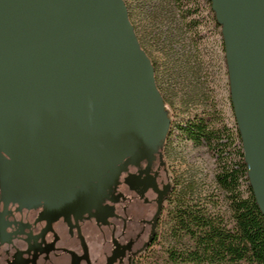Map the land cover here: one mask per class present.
Segmentation results:
<instances>
[{
	"label": "water",
	"instance_id": "1",
	"mask_svg": "<svg viewBox=\"0 0 264 264\" xmlns=\"http://www.w3.org/2000/svg\"><path fill=\"white\" fill-rule=\"evenodd\" d=\"M264 214V0H209ZM171 118L126 0H0V239L13 203L48 222L100 208Z\"/></svg>",
	"mask_w": 264,
	"mask_h": 264
},
{
	"label": "rangeland",
	"instance_id": "2",
	"mask_svg": "<svg viewBox=\"0 0 264 264\" xmlns=\"http://www.w3.org/2000/svg\"><path fill=\"white\" fill-rule=\"evenodd\" d=\"M126 2L140 43L154 65L157 86L172 118L174 139L168 155L171 174H181L186 159L200 168L203 186L209 185L222 162L230 159L233 152L238 158L243 150L231 101L222 27L216 21L209 0ZM201 119L209 130L223 137L214 139L211 144L201 139L196 146L187 141L182 128L193 126ZM227 134L229 143L222 148ZM217 143L221 145H215ZM243 189L246 184L240 180L239 192L243 193ZM213 193L219 194L218 204H208V208L211 214L218 213L223 224L230 228L232 219L225 192H198L196 197L204 203ZM178 198L161 214L154 241L138 247L133 264H180L171 258L172 250L193 242L189 235L174 229Z\"/></svg>",
	"mask_w": 264,
	"mask_h": 264
},
{
	"label": "flooded vegetation",
	"instance_id": "3",
	"mask_svg": "<svg viewBox=\"0 0 264 264\" xmlns=\"http://www.w3.org/2000/svg\"><path fill=\"white\" fill-rule=\"evenodd\" d=\"M172 123L171 118L156 159L150 164L143 160L138 165H129L117 188L98 209L77 216L62 215L48 222L43 207L27 208L11 203L4 215L0 264H133L138 247L156 238L155 227L161 214L176 197L184 199L192 193L196 197L198 192H233L231 175L224 189L218 168L210 184L203 186L200 168L186 159L182 173L172 176L168 162L174 139ZM190 128L184 126L182 134L187 141L199 145L200 134ZM226 136L225 145H228L229 134ZM244 183L247 189L248 166ZM0 211H3L2 203Z\"/></svg>",
	"mask_w": 264,
	"mask_h": 264
},
{
	"label": "trees",
	"instance_id": "4",
	"mask_svg": "<svg viewBox=\"0 0 264 264\" xmlns=\"http://www.w3.org/2000/svg\"><path fill=\"white\" fill-rule=\"evenodd\" d=\"M190 130L198 132L201 139L210 144L214 138L223 137V134L217 135L215 131L209 130L204 119L199 120L196 126H191ZM238 135L242 145L239 129ZM225 144L226 142L223 146L219 143L215 145L223 148ZM226 159L220 166L218 176H223L224 189L227 178L232 176L233 192L224 194L225 200H231L229 208L232 226L229 228L224 225L219 214H211L208 208V204H218L219 194L209 195L204 203L194 197V193L188 198H178L174 229L177 233L184 232L189 235L193 244L182 248L175 247L171 253L173 261L180 264H264V214L257 203L249 177L248 188L243 189V193L239 192V181L243 183L247 180L243 150H240L238 158L233 152V156Z\"/></svg>",
	"mask_w": 264,
	"mask_h": 264
},
{
	"label": "built area",
	"instance_id": "5",
	"mask_svg": "<svg viewBox=\"0 0 264 264\" xmlns=\"http://www.w3.org/2000/svg\"><path fill=\"white\" fill-rule=\"evenodd\" d=\"M167 107V106H166Z\"/></svg>",
	"mask_w": 264,
	"mask_h": 264
}]
</instances>
